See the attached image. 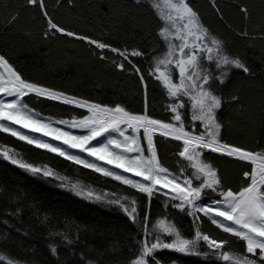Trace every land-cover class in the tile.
Instances as JSON below:
<instances>
[{"label": "trees", "instance_id": "trees-1", "mask_svg": "<svg viewBox=\"0 0 264 264\" xmlns=\"http://www.w3.org/2000/svg\"><path fill=\"white\" fill-rule=\"evenodd\" d=\"M49 14L58 24L73 31L104 39L121 48H139L151 52L162 50L157 33L162 26L152 0H45ZM202 22L225 42L227 50L239 57L249 68L248 74L233 69L229 80L221 86L224 104L219 111L223 122L222 137L230 145L256 149L264 146V0H216L219 15L210 0H188ZM241 7L248 10L245 18ZM19 13L14 23L10 17ZM47 25L39 8L26 6V0H0V55L22 76L39 85L63 91L89 102L112 106L122 104L129 111L144 109L143 94L137 77L121 72L102 61L92 46L85 42L57 35L45 37ZM247 31L248 37L238 33ZM99 52V50H96ZM108 57L115 54L105 52ZM119 60V57H117ZM147 77L148 63L140 57L131 58ZM126 68L128 67L125 62ZM148 111L165 119L162 105L165 97L157 82L148 78ZM233 96L239 102L232 101ZM25 100H29L25 97ZM30 106L43 115L72 118L86 115L84 109L43 100ZM177 143H161L158 154L161 163L177 171L174 153ZM20 153L29 163L47 165L61 176L79 181L97 192L127 194L134 190L83 168L55 153L38 149L9 133L0 132V148ZM220 171L226 188L238 189L247 165L218 154H207ZM53 178L36 177L17 165L0 158V255L23 264H129L134 253L130 238L137 237L136 228L116 205L106 201L87 200L59 187ZM141 215L148 211L150 220L174 218L188 238L195 227L217 241L228 240L226 250L239 254L244 242L213 225L200 213V221L173 208H165L166 197L157 195L151 201L136 193ZM207 198L204 202L207 203ZM46 218V219H45ZM56 233H64L74 241L63 243ZM55 245L58 256L50 246ZM206 249H202L204 251ZM81 256L84 259H81ZM158 264H214L203 255L161 249L155 253Z\"/></svg>", "mask_w": 264, "mask_h": 264}, {"label": "snow or ice", "instance_id": "snow-or-ice-1", "mask_svg": "<svg viewBox=\"0 0 264 264\" xmlns=\"http://www.w3.org/2000/svg\"><path fill=\"white\" fill-rule=\"evenodd\" d=\"M210 3L222 18L216 0ZM26 6L39 8L47 25L45 37L60 35L85 42L102 61L135 75L143 94L144 109L134 113L122 104L102 105L39 85L25 79L0 55V132L55 153L134 191L127 194L97 192L79 181L61 176L47 165L29 163L20 153L7 147L0 148V158L33 176L58 180L59 187L76 196L119 207L138 233L137 237L130 238L134 256L129 264H158L155 253L161 249L203 255L214 264H264V146L247 149L228 144L221 135L224 124L218 116L224 104L221 86L229 80L233 69L248 74L250 68L227 50L225 42L202 22L188 0H154L153 8L162 22L157 33L162 50L153 48L151 52L117 47L107 40L68 29L55 22L45 0H26ZM241 12L248 17L247 8L241 7ZM18 16V12L13 14L9 23H14ZM238 35L246 38L249 33L242 31ZM261 38L264 39V35ZM105 52L115 56L110 58ZM132 57L147 60V77ZM148 78L157 82L165 97L162 105L167 114L165 119L153 117L148 111ZM33 98L36 103L59 102L84 109L88 114L53 120L30 106ZM232 101L238 103L239 97L233 96ZM60 125L86 130V134H73ZM24 129L38 135L26 134ZM172 142H178L174 153L177 157L175 172L161 163L158 154L161 143ZM70 149H77L78 153ZM210 153L247 165L238 189L224 186L219 169L207 158ZM95 161H104L113 167H104ZM136 193L144 194L149 201L157 195L166 197L165 208L192 217L194 225L203 213L213 225L244 242L245 251L236 254L226 250L228 240L217 241L202 233L198 226L188 238L174 218L165 216L151 221L148 211L143 215L139 213ZM209 197L212 198L205 203ZM56 235L67 245L74 243L67 234ZM50 251L58 256L55 245L50 246ZM4 261L5 257L0 255V264ZM7 264L23 262L8 258ZM86 264L94 262L87 260Z\"/></svg>", "mask_w": 264, "mask_h": 264}, {"label": "rangeland", "instance_id": "rangeland-1", "mask_svg": "<svg viewBox=\"0 0 264 264\" xmlns=\"http://www.w3.org/2000/svg\"><path fill=\"white\" fill-rule=\"evenodd\" d=\"M152 2H154V0H152ZM88 114V113H87ZM86 114V115H87ZM45 117H49L53 120L55 119H71V118H56V117H52V116H49V115H44ZM79 118V117H77ZM14 127H18V126H14ZM60 127L64 128L65 130L67 131H71L73 132V134H76V135H81V134H86V130H82V129H75V128H68L67 126L65 125H60ZM24 131L26 134H30V135H38V134H33V133H30L28 130L24 129L22 130ZM45 140H50V138L48 137H45L44 138ZM100 139H103V137H101ZM53 144H59L60 142L59 141H51ZM93 144H96L97 142L96 141H93L92 142ZM64 147H67V146H64ZM3 148V147H2ZM69 151L73 152V153H78V150L77 149H70ZM82 156H84L85 158L89 159V160H95V158L93 157H87V154L86 153H81ZM96 163H98L99 165L101 166H104V167H108V168H112L113 166L111 165H107L104 161H95ZM116 171H121L119 169H116ZM125 175H128V176H131L130 173H125ZM136 179H140V178H136ZM230 223V222H228ZM171 264H177V263H171Z\"/></svg>", "mask_w": 264, "mask_h": 264}]
</instances>
